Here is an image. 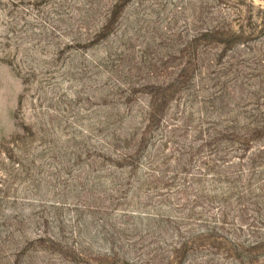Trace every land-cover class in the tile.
Returning a JSON list of instances; mask_svg holds the SVG:
<instances>
[{
	"label": "rangeland",
	"instance_id": "374dc122",
	"mask_svg": "<svg viewBox=\"0 0 264 264\" xmlns=\"http://www.w3.org/2000/svg\"><path fill=\"white\" fill-rule=\"evenodd\" d=\"M260 118L264 0H0V264H264Z\"/></svg>",
	"mask_w": 264,
	"mask_h": 264
},
{
	"label": "trees",
	"instance_id": "16d2710c",
	"mask_svg": "<svg viewBox=\"0 0 264 264\" xmlns=\"http://www.w3.org/2000/svg\"><path fill=\"white\" fill-rule=\"evenodd\" d=\"M152 110H153V106H152ZM151 124H153V119L150 118V126H149V129L146 130V132H148L149 130H152V127H151L152 125ZM251 124H253L254 129H251L250 132H248L247 134H245L244 136H241V137L238 136L235 131H233L232 133L228 132V131L216 133V135L214 136L216 138V144L218 142L219 143H227L229 145V147L232 148V146L235 147V144L238 143V149H236V150L233 149V150L234 151L241 150L242 153L245 154V152L247 151L246 148H248L251 143H256L257 142V143H260V145L257 146V150L250 157V162L251 161H255L257 158H261L262 160H264V118H260L258 120H253ZM226 133H229V134L226 136ZM140 149H142V147H140ZM224 149L229 150L227 145L223 148V150ZM129 159L131 160L132 164L128 162ZM122 160L127 161V166L130 169V171H129V179H130L131 175H133L134 171L138 168V167L134 166V164L138 160L133 159V157H130L129 154H125L122 157ZM217 161L219 162V164H221L220 163L221 158L217 159ZM155 164L156 163H154L152 161V159L149 158V166H148V168L150 169V173H151L150 175L155 177L153 174H159V175H162L161 177L163 178V180H165L166 174L169 173L168 168H167L168 167V163L165 162L164 164H161V165H164L163 166L164 168L162 170L157 169L158 166L155 167L154 166ZM210 165L211 164H205L206 168L204 167L201 171H205V169H206V171H208L209 173L213 172L212 173V176H213L212 181L213 182L219 181L220 183H223V182L226 181V183H227V179H229V180H231L230 178L234 179L232 174L228 175L227 172L222 171L220 166L214 165L212 168H210ZM251 165L254 166L256 164L252 163ZM152 167H154V168H152ZM180 169H181L180 170L181 174H183L184 172L185 173L187 172L185 168H180ZM177 172H179V170ZM209 173H205L204 174V173L201 172V173H198V176H199V178H201V177L204 178L205 176H208ZM224 175H226V176L224 178H222ZM126 176H128L127 173H126ZM178 176H179V173L176 174V176L173 178V180L175 181L178 178ZM184 182H186L185 179H184ZM184 182L179 184V186L184 184ZM173 184L177 185L174 182H173ZM186 188H189V187L186 185ZM176 190H177L176 193L177 192L181 193V191H182L181 188H179V189L177 188ZM238 199L240 200L241 198L238 197ZM195 202L198 203L197 199L195 200ZM244 207L248 208L249 211H251V212L254 211V210L252 211L250 204H249V206L244 205ZM215 228L218 229V230L222 229V228L217 227L216 225H215ZM208 236H209V238H215V239L223 238L222 236H214V237L210 236V235H208ZM246 242L248 244H243V245L239 244V245H237V247H238L237 250H241V248H242V249H244L245 252L247 251L250 254H256L259 251L264 250V239L260 240L256 236H252V237H249Z\"/></svg>",
	"mask_w": 264,
	"mask_h": 264
}]
</instances>
